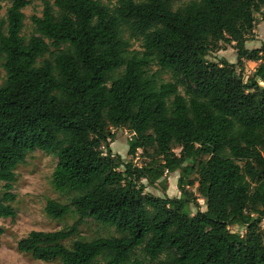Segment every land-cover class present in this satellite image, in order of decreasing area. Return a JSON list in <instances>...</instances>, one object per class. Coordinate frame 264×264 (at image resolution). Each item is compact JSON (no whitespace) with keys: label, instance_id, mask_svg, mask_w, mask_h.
<instances>
[{"label":"trees","instance_id":"1","mask_svg":"<svg viewBox=\"0 0 264 264\" xmlns=\"http://www.w3.org/2000/svg\"><path fill=\"white\" fill-rule=\"evenodd\" d=\"M8 1L0 220H16V170L37 151L56 156L53 186L70 198L50 200L47 216H79L64 230L32 232L18 251L46 264H129L138 251L149 264H264V46H246L264 0H55L32 18L29 41V2ZM124 27L144 52L129 51ZM221 43L235 44L238 64H259L253 77L209 60ZM151 65L174 82L159 83ZM119 129L133 135L129 156L142 150L150 162L112 153ZM175 173L179 198L145 192L143 180L154 187ZM88 219L116 235L84 239Z\"/></svg>","mask_w":264,"mask_h":264},{"label":"rangeland","instance_id":"2","mask_svg":"<svg viewBox=\"0 0 264 264\" xmlns=\"http://www.w3.org/2000/svg\"><path fill=\"white\" fill-rule=\"evenodd\" d=\"M29 2L28 7L24 10L26 20L24 23V29L22 36L29 41L32 36L35 35V26L32 22L34 16L42 17L44 11V3L50 2L54 5L55 0H27ZM188 0H179L175 6L182 5ZM115 4V3H114ZM10 8V2L8 0H0V21L7 18V12ZM56 10V9H55ZM256 22L254 24V30L251 35L248 36V42L246 44L249 50L260 49L264 46V21L260 14H256ZM124 39L129 40L131 47L129 51L144 52L142 48L141 38H132L129 27H124L122 30ZM220 50L214 52L209 57V60L214 63H221L222 60H227L231 64H238L237 50L235 44L221 43ZM54 51V48H52ZM5 59L0 58V89L6 86L7 74L4 69ZM258 63L244 61L243 64H238V72L242 73L245 81L253 77ZM150 75H156L159 83L174 82L172 75L168 72H164L157 65H151L148 69ZM260 86L264 87V83H260ZM180 92L184 95V88L180 87ZM116 134L115 142L111 143V150L114 155H120L126 161L133 160L137 166H144L150 162L151 157H144L142 150L138 151L137 156L132 159L129 156L128 143L133 138L131 132L127 129H119L114 131ZM178 155L180 150L175 151ZM149 154H153L149 151ZM58 159L52 154H47L41 151H37L30 154L26 161L19 165L16 170L17 181L14 184L13 193L16 196V201L12 204L17 213L16 220L6 219L0 220V229L4 231V234L0 243V264H46L40 261H36L32 256L20 253L18 251V244L26 239L32 232H55L61 231L66 228L72 227L78 220L79 216L72 210L62 220H54L47 216L46 207L50 200H54L63 204H70V198L66 195H62L57 192L53 186V174L56 170ZM196 178L195 175L191 177ZM179 173H175L167 178V181L158 183L152 187L147 185V181L142 182L147 186L145 192L154 197L179 198L181 193L178 189ZM5 183H0V197L5 193ZM195 196L198 199L201 211H206L204 200H202L198 193V185L192 189ZM193 213H196L197 209L192 208ZM264 228V222H263ZM235 232H239L238 228H233ZM244 233V232H242ZM81 236L91 241L98 237H107L116 235L114 229L103 227L101 224L95 222L92 219H88L80 227ZM68 246L70 244L68 243ZM49 264H61L60 262H52ZM129 264H149V261L145 256L138 251L132 258Z\"/></svg>","mask_w":264,"mask_h":264}]
</instances>
